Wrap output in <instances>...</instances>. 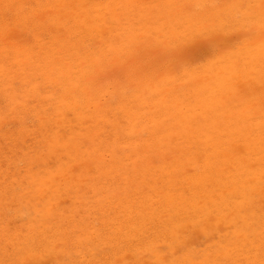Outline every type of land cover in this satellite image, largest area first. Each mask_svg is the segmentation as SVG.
Instances as JSON below:
<instances>
[{"label": "bare ground", "instance_id": "1", "mask_svg": "<svg viewBox=\"0 0 264 264\" xmlns=\"http://www.w3.org/2000/svg\"><path fill=\"white\" fill-rule=\"evenodd\" d=\"M226 1L232 9L241 0ZM250 3L255 17H247L249 36L238 43L254 49L248 58L230 60L223 39L229 32L215 19L224 34L212 35L209 42L220 44L217 52L224 55L223 62L213 68L208 63L199 67L198 76L186 74L183 83L167 86L172 80L166 79L162 66L177 68L189 61L181 58L185 47L207 45L199 34L209 31L205 26L212 19L209 12L217 13L223 5H209L204 14L194 9L191 17L198 24L194 34L178 33L173 27L164 36L147 33L121 39L114 32L101 44L100 30L105 26L97 29L92 19L85 21L91 36L84 37L82 25L73 18L79 16H73L71 0H0V50L8 49L5 56L0 54V71L33 68L24 76L18 70L23 76L19 80L14 74L0 78H4L0 80V264H46V258L54 264H264V131L239 136L240 125L231 121L229 108L239 107L242 116H248L244 120L251 118L249 111L264 116V0ZM175 14L182 18L183 10ZM202 20L205 23L199 26ZM45 35L49 41L42 47ZM151 35L158 43L151 44L150 61L144 65L147 60L136 48ZM26 48L30 54L24 53ZM103 48L108 54L103 55ZM155 61H159L156 71ZM29 75L52 84V100L51 94L43 95L38 104L27 100ZM194 81L202 87L195 88ZM166 86L171 94H166ZM203 87L213 96L204 102L206 127H194L192 117L170 118L172 112H181V96L191 97L192 91ZM106 96L105 107L101 99ZM112 102L124 118L114 131L116 141L127 143L122 144L127 169L104 162L100 150L106 143L100 136L102 117L112 110ZM84 106L89 110L83 113L96 121L84 134L94 145L89 157L79 162L69 146L67 153L75 160L52 166L49 177L42 178L45 182L38 176L23 177V163L34 166L40 158L32 154L28 135L40 129L36 145L53 148L60 136L52 141L43 128L50 120L61 125L60 115ZM166 119L172 120L170 127L179 123L184 134L195 136L177 146L174 137L158 134L162 128L155 124ZM8 140H20L23 147L9 152ZM190 167L194 173L180 179ZM62 185L71 186L67 205L59 200ZM87 190L92 195L87 196ZM36 193L48 197L32 204L29 196ZM225 224L234 229L214 239ZM81 255L85 258L77 260Z\"/></svg>", "mask_w": 264, "mask_h": 264}, {"label": "rangeland", "instance_id": "2", "mask_svg": "<svg viewBox=\"0 0 264 264\" xmlns=\"http://www.w3.org/2000/svg\"><path fill=\"white\" fill-rule=\"evenodd\" d=\"M111 1H113V4H114L112 7L106 4L103 0H84L83 2H81V0H71L72 10H74L73 16H77V15L79 16V17H73V18L76 19L78 24L82 25L84 37L88 39L91 36L90 24L88 25V23H85V21H89L91 19L93 21V25L97 29L99 27L101 28L105 26V28H101L100 30L101 44L103 43L105 38H107L108 36H110V34L114 32L117 34V36H120L121 39L125 37L129 38V37L137 36L138 34L140 35L142 34V36L143 35L146 36L147 33L148 35L151 33H157V34H161L162 36H164L162 33L164 31L170 32L173 29V27L177 28L178 33L179 32L180 33L190 32V34H194V31L197 29L196 27L198 25L196 20L191 17V14L193 13L194 9L204 10V9H207L209 5L214 6V7H220L222 5L224 6V7H221L220 8L221 10H219L217 13H215V10H212L209 12L208 19H211V18L212 19L210 21H207L205 25L207 26V30L209 29V31H207V33L206 31L205 32L202 31L199 34V38L205 36L203 40L207 42V45H203L202 47L207 50L208 55L204 56L202 59L196 60L195 62L189 59L187 63H184L183 65L177 68L170 67L169 63H166V65L162 66L163 72L166 74V79L172 80L171 82L167 84V86L169 84H174V82H177L179 84L181 82L183 83V80L185 79L184 76L186 74H187L186 77L188 76V74H191L192 77H194L193 74L195 76H198L199 67L201 68H203V66L207 67V64L209 63L211 65L210 68H213L215 65H218V63L224 58L223 54L217 52L218 46H220V44L216 43L215 40H212L209 42V40L213 39L211 37L212 35H216L217 33L224 34L223 28H221V24L219 23L218 25V23H216V20H221L223 24H226L225 28L227 32H229V35L224 34L223 39H224V43H226L227 49L230 48L227 54L231 61L236 56H240L242 58H248L249 53L251 51H254V49H246L247 47L241 48V46H239L238 44L241 41V39L242 40L244 39L243 36L245 38L249 36V32L245 31L247 17H250L249 18L250 20L254 19L252 17H255L254 13L252 12L250 0H241L237 2L233 6L232 9L231 8L228 9L226 7L227 6L226 0H139V1L138 0H115V1L111 0ZM135 1H138V2H135ZM79 8H81V10ZM179 9L183 10V17L175 18L177 16L175 13H177ZM121 10L123 11V13L119 14ZM124 12L128 13V15L124 14ZM202 13L203 14L207 13V10L202 11ZM93 16H95V18H93ZM95 19L97 20V23L94 22ZM202 19H206V18H202ZM204 23H205V20H202L199 26L203 25ZM254 23L258 24L256 22ZM134 28L138 29V31L136 30L137 31L136 32ZM154 38H152V35L150 36V38L148 37L142 38L139 41V44L136 48L138 52H141L140 55H143L142 56L143 59L147 60V61H143L144 65H146V63L150 61L149 54H151V52H149V50L151 49V46H152L151 44L158 43V39L157 38L154 39ZM43 41H42L43 43L42 47L47 45L48 43L47 41H49V37L45 35V37L43 38ZM110 45L111 44L108 43L107 48L110 47ZM193 47L194 46L188 47V48L185 47V50H189ZM256 49H257V46H255V50ZM7 50L8 49L3 48L2 50H0V54H3L5 56V54H7L8 52ZM104 50L105 48H103V51H102L103 55H105L104 53L108 54L107 51H104ZM30 51L31 49L26 48L24 50V53L30 54L31 53ZM244 52H247V54L246 53L244 54ZM2 57L0 55V58ZM155 62L156 63L154 64V71H156L157 68H159V61H155ZM16 69L15 71H12L9 74H7L5 70H4L5 73L4 71H0V73L2 72L0 75V78L1 77L7 78L5 76L7 75L12 76V74H14L15 77L17 76L16 79H18L19 77L21 78L25 75V71L28 72L29 70V72H31L33 70V68H31L32 69L31 70L29 67H27L26 69L19 68L17 69V71ZM18 70L19 72L21 70L22 73H24L23 76L22 74L18 76V73H19ZM121 71L122 73L125 71L124 67H122ZM187 71H190V72H187ZM31 77L29 75L28 83L29 82L30 83L28 84L27 91H25L28 94L27 100H29V102L32 103L31 101L35 99L36 101L35 103L38 104L39 100L41 101L42 99L41 97L43 95H49V94L52 95V98H50L52 100L54 97L53 93H51V90L53 89L52 84L48 82L47 80L45 81V79L44 80L41 79L42 81L38 82L35 79V77H33V75H31ZM4 78L0 80H4ZM196 82L197 81H194L195 88L202 87V85H199L198 83L196 84ZM24 90L22 92H24ZM168 90L169 89L167 87V91H166L167 95L171 94L170 92L171 90L169 91ZM201 90L202 91H199V92L192 91L190 93L191 97H188V95L181 96V100H180L181 106L178 107L181 110V112H178L175 114H172L173 113L172 112L170 118L173 119V117H178L181 115L182 120H187V118L192 117L193 122H194L193 124L194 127H199V126L206 127L208 125V121L206 120V113L203 112V109L207 106H204V102L212 101L213 96H211V93H210L211 90L209 88L203 87L201 88ZM53 91H55V89H53ZM94 96L97 98L96 95ZM23 98H24V95L21 96V99ZM107 99H108V96H106L105 98H102L101 100L104 101V104H105V102L108 101ZM250 99L251 98L246 99L245 103L243 101L245 106L249 105ZM115 104L116 106L113 105V102H112V105H111L112 110L106 116L102 117L103 131L100 132V136L102 137L103 141H106V143H103L104 147L100 148V150H101L102 158L104 162H107V163L110 162L114 168L118 169L124 166L125 163L127 162L126 160L122 159V154L124 151V149H122L123 148L122 144H127V143L125 141H122L121 139L120 141L115 140L114 127L118 125V122L121 125V123L123 122L121 120L124 119L123 116L117 110L118 104L116 102ZM105 107H106V104H105ZM229 108H230V113L234 115L232 116L231 121L236 120L237 125H240L238 127V132H237L239 136L241 135L245 137L249 133H251L252 136H257L259 134V131L261 132L264 131V128H262V126L264 127V123L261 122L262 118H264V116H262L263 114H258L257 112L249 111V115H251V118L249 120H244L248 116L243 117L242 113L238 110L239 107L236 108V110L233 106H230ZM83 109L89 110V107L84 106L81 108V110H68L64 114V117L63 116L61 117V115L59 117L61 119L60 120V123H62L61 125L52 123L50 120L49 121L50 124L47 123L48 125H46L45 128H43L44 131L46 130L49 131V133L52 136L51 137L52 141H57L56 137L60 136V139L57 141L56 146H52L53 148H50L51 146L49 147L48 145H45L46 147L45 146L38 147V145H36L38 144L36 143V141H38L37 137L40 133V129L38 130V132L32 131V133L28 135V142L31 145L33 144L32 154L34 155L37 154V156H39L40 158L37 159L38 163L36 162L34 166H27L29 163L28 164L23 163L22 168H25V170L22 169L23 177L31 179L33 178L32 175L38 176L41 182H45L42 180V178L47 179V177H49L52 166H58L60 163L65 164L66 160L67 161L75 160L74 157H72L71 155H69V153H67V149L72 148L75 151L74 153L76 152L78 153V157L80 158L79 162L83 161L84 158L89 157L90 153L93 152L94 145L92 144L89 138L84 137V134L88 128H91V126H93L94 123H96V121L90 118V116L83 113L82 111ZM40 110H41L40 108H37V111H40ZM134 110H138V107H134ZM115 113H116L115 115L116 117L113 116ZM116 118L118 119V121H116ZM168 121H170V123ZM155 122L157 123V120H155L153 123ZM171 122L172 120L166 119L164 120V123L160 125L159 123H157L155 125L161 126L162 128L161 130L157 129L159 131L158 133L159 135H161L164 138L174 137L173 142L176 143L177 146L184 145L183 143L184 139L189 140L193 136H195V134H191V135L184 134L182 132V129L179 127V123H177L173 127H170ZM250 127L252 128V132L248 131ZM141 130L142 128L139 127V129L136 130V133L140 135L142 133ZM25 138H27V136ZM238 141H242V140H238ZM192 143L196 144V142H193V141ZM2 145H4V143ZM20 145H22L20 140L17 142H12L8 140V145L6 147V150L9 151L10 149L12 150L20 149L21 147H23ZM65 145L68 147H65ZM69 146H71V148ZM82 155H85V156L82 158L81 157ZM96 163L97 162H94L93 166H96L97 165ZM125 166H127L125 167V169H127L129 164L128 165L126 164ZM193 173H194V170L190 167V169H188V172L182 173V175L180 176V179H186L185 176L193 174ZM142 176L144 177V175L141 174L139 178ZM64 186L66 185H62L59 191L60 194L62 193V195L59 196V200H61V205H64V204L67 205L70 203V199H68V196L71 192V186L70 188L68 187L67 189H65ZM88 192L89 191L87 190V194ZM89 195H92V193L89 192L87 196ZM47 197H48L47 193L40 194V196H37V193L34 194L33 197L32 195L29 196L32 204L40 203V201L41 202L45 201ZM89 199H92V197H90ZM16 223L18 222L16 221ZM229 229H234V228L227 227L226 224L223 225V228H222L223 231L220 230V232H215L214 239H217L219 235L225 237V233ZM109 250L110 249H108V251ZM165 250H167V247H165ZM60 257H61L60 258L61 261L65 262V256L61 255ZM84 258L85 257L81 255L79 256V258H77V260L84 259ZM88 258L91 259V256H88ZM132 260H133L132 258L127 259V261L129 262H132ZM45 263L54 264L53 260L51 261V259L49 258L45 259Z\"/></svg>", "mask_w": 264, "mask_h": 264}, {"label": "snow or ice", "instance_id": "3", "mask_svg": "<svg viewBox=\"0 0 264 264\" xmlns=\"http://www.w3.org/2000/svg\"><path fill=\"white\" fill-rule=\"evenodd\" d=\"M206 55H208V52L205 48L194 46L193 48L187 50L181 58L191 59L193 62H195L198 59H202Z\"/></svg>", "mask_w": 264, "mask_h": 264}]
</instances>
